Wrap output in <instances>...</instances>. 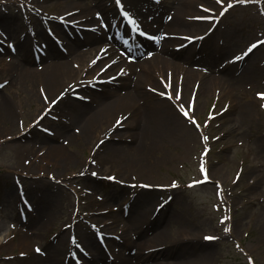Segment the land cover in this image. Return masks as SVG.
Instances as JSON below:
<instances>
[{
	"label": "rangeland",
	"instance_id": "obj_1",
	"mask_svg": "<svg viewBox=\"0 0 264 264\" xmlns=\"http://www.w3.org/2000/svg\"><path fill=\"white\" fill-rule=\"evenodd\" d=\"M67 1L0 0L1 47L9 52L20 40L28 39L23 34L27 29L44 30L43 24L37 22L36 25L24 10L18 11V4L28 2L35 6L44 5L47 9L56 2L65 6ZM73 1L81 6L95 5L93 0H90L91 4L88 0ZM176 1L163 0L161 5L168 12L175 7ZM213 1L217 4L216 0ZM228 2L224 0V5ZM233 3L234 6L223 16H217L221 20L222 36H218V48L211 52L212 57L203 64L211 69L212 72L207 71L211 77L198 80L199 85L193 82L191 94L184 100V110L196 121L194 125L191 119L183 116L193 134L185 139L166 138L151 150L147 146L143 151H149L141 163L148 165L149 170L141 176L136 173L133 161V150L140 144V138H128L130 134L124 139L112 137V133L105 130L109 125L99 128L95 136L88 139L72 136L68 140L65 135H77L73 129L60 137L65 132L60 130L61 124H69V119L62 120V108L67 104L88 108L91 99L99 95L96 92L105 80L98 84L94 82L93 86L85 83L69 86V95L51 98L54 104L59 105L53 109L54 112L49 114V106L36 119L39 108L29 101L26 88L4 80L8 64H22L20 59L16 53H9L5 63L0 61V85H3L0 96L6 97L14 108L10 119L16 128L12 136L0 138V227L3 229L0 264H90L91 260L93 264H120L123 259H138L139 255L143 258L138 264H153L154 261L145 259L153 249L144 251L132 244L126 245L125 240L138 243L143 236L153 235L152 226L141 231L146 224L139 230L126 227L129 217L134 219L135 216L134 210L129 214L133 202L149 195L152 196V205L146 209L148 216L145 221H156L161 217L157 225L161 228L171 218L169 226L172 230L190 227L196 230L191 237L171 239L167 248L163 244L158 245L157 250L166 248L165 253L169 254L158 262L264 264V98L258 95L264 93V61L258 62L257 72H244L247 62L228 63L230 53H223V48L234 47L240 54L251 43L264 40V0L246 4L233 0ZM203 6L200 4L199 9ZM217 7V13H220V4ZM47 11L44 13L48 14ZM212 14L213 11L209 12ZM215 19L212 18V22ZM25 20L29 21L28 24ZM62 21L61 27L79 29L71 22ZM216 22L211 23L204 34L208 35ZM15 24L17 26L11 32ZM19 27L22 29L18 30ZM21 31L22 39H19ZM43 32L61 47H68L72 42L60 28ZM97 42L85 47H92ZM115 52L122 56V51ZM198 52H195V58L204 60V53L196 54ZM263 56L260 53V59ZM112 80L114 77L106 82ZM161 84L164 87V82ZM26 85L44 105L40 96L41 84L29 80ZM141 88L142 94L154 91L150 83H144ZM103 130L105 135L100 134ZM205 136L207 140L203 139ZM50 146H57L66 155L51 159ZM115 146L123 148V152L108 155L105 171L104 168L99 170V159L104 157L107 148ZM19 147H22L21 151ZM201 165L206 169V181L200 171ZM93 172L97 175L93 176ZM194 181L201 182L189 187ZM39 201L53 203L54 206L47 231L36 236L33 234L35 225L42 222L41 211L36 209ZM35 214L38 216L33 221L31 216L35 217ZM111 214L117 216V221L110 217ZM90 221H108L112 227H104L99 236L97 230L92 231L89 227ZM23 232L30 236L32 247H22L24 241H20L19 236ZM206 236L214 239L206 240ZM61 237L66 239L67 248L58 243ZM87 240L90 242L88 247L85 246ZM94 240L100 247H105L95 249L100 256L92 248Z\"/></svg>",
	"mask_w": 264,
	"mask_h": 264
},
{
	"label": "bare ground",
	"instance_id": "obj_2",
	"mask_svg": "<svg viewBox=\"0 0 264 264\" xmlns=\"http://www.w3.org/2000/svg\"><path fill=\"white\" fill-rule=\"evenodd\" d=\"M93 1L95 3L93 6L77 5V2L73 0H68L65 6L61 2H56L47 7L49 11L44 5L35 6L28 2L18 4V11L24 10L27 17L36 21V25L38 23L43 24V31L46 29L55 31L60 28L72 42L68 47H59L56 44L58 42L48 38V36L46 37L43 31L27 29L23 34L28 39L20 40L16 47H12L13 49L9 52H6L8 49L0 45V61L5 63V57L9 53H16L22 63L8 64L9 68L4 80H9L10 84L26 88L29 101L35 104L36 108H39V113L35 117L37 119L40 117L39 114L49 106H51L49 114L54 112L53 109L59 106L57 103H53L54 99L61 94L62 98L69 95L71 93L69 86L78 83L93 86L94 82L98 84L100 80H109L114 77L111 82L99 86V91L96 92V95H99L94 96L95 99H91L87 105L88 108L71 104L62 108V120L69 119V124H61L60 130L63 129L65 132L60 137H63L67 130L73 129V132L77 131L75 133L77 135H65L68 140L72 136L88 139V137L95 136L99 128L109 125L105 130L107 133H112V137L124 139L130 134L128 138H140V144L137 149L133 150V161L135 162L136 173L141 176L149 170L148 165L141 163V160L146 156L145 153L160 146L159 142L166 138L182 137L185 139L188 135L193 134L191 127L188 126L179 110L181 107L184 108V100L191 94L190 85L202 80V78L211 77V73L207 72L211 69L203 64L209 57H212L211 52L218 48L216 46L218 36H222L220 34L221 20H217L219 7L213 0H177L175 7L167 12L165 7L161 5L160 1L163 0H159L160 3L157 0H122L125 10L132 15L141 28L147 30L149 35L153 37L147 43L143 39L134 38L131 31L125 34V22L120 21L115 15L116 11L111 5V0ZM88 4H91L90 0H88ZM200 4L205 5L203 8L211 9L213 14L209 15V12L203 11V8L200 10ZM220 8H222L221 5ZM45 11L48 14L44 13ZM200 12L205 14L199 15ZM213 15L217 19L212 22ZM61 19L73 23V27L76 26L79 29L64 27V25L61 27ZM216 20L217 24L211 33L204 35V31ZM25 22L28 24L29 21L25 20ZM105 24H109L110 27H102ZM16 26L17 24L11 28V32L15 30ZM205 26L207 27L205 28ZM17 29L21 30L22 27ZM21 35L22 31L19 33V39H22ZM185 37H203V39H194L192 45L186 48L178 47L179 43L181 46L189 41ZM93 41L98 42L92 47H85ZM111 42L115 47L110 44ZM114 42L120 46L124 45L125 51L134 54L133 57L136 58V61L130 62L126 55L123 57L118 55L115 52L118 51V46ZM198 50L199 52L196 54L204 53V60L195 58V52ZM223 53H230V58H232L238 55L239 51L234 50V47L233 49L228 47L223 48ZM260 53L264 55V45L253 49L248 56L241 59L248 63L247 67L243 68L244 72L248 70L258 71V62L264 61V56L260 59ZM190 58H193V62H190ZM213 60L215 61L214 58ZM213 68L215 69V66ZM159 78L162 79L159 81ZM29 80H36L37 83L41 84L42 95L40 96L44 105L37 100L36 94L28 89L26 83ZM162 82H164V87ZM179 82L181 83L179 84ZM144 83H150L154 88L151 94L141 93V85ZM197 85H199L198 82ZM124 89L125 92L121 93ZM157 92L162 94L159 95ZM176 92L180 93L179 100L167 98L168 96L174 97ZM197 94H201V92ZM49 99L51 100L45 105ZM140 101H143V104L140 105ZM197 104L196 101V109ZM13 111L15 110L7 102V98L0 96V138L7 135L12 136L13 131L16 130L10 119ZM47 115L48 113L44 115V118ZM105 130L100 134L105 135ZM118 130L122 132L119 133ZM147 146L150 148L144 152L143 150ZM118 147H109L105 150L104 157L99 159L97 166L99 170L106 166L108 155L113 156L123 152V148L119 149ZM49 148L51 149H49L51 159L66 155L57 146H50ZM18 150L21 151L22 147H19ZM132 205L133 208L130 209L129 214L134 210L135 216L134 219L129 217L126 221V227L139 230L138 228L146 224L141 231H147L152 226L151 230L153 229L154 232L149 237L143 236L138 243H133L126 238V245L132 244L133 247L137 246L144 251L153 249L152 252H148L145 259L154 261L153 264H168L158 261L168 257L169 254L165 251L168 250L166 248L171 239L191 237L196 231L195 227L174 228L172 230L169 226L171 218L167 220V225L165 224L161 228H157L161 217L156 221H145L148 216L146 209L152 205V196L150 195L137 198ZM53 206V203H37L36 209L41 211L42 222L35 225L33 234L36 236L47 231L48 224L51 222L50 215ZM37 216L38 214H35V217L31 216L32 220L35 221ZM110 217L117 221V216L111 214ZM90 222L92 224L89 227L92 231L97 230V235L102 232L104 227H112L108 221ZM144 228L147 230H143ZM2 232L3 229L0 227V235ZM19 240L24 241L22 247H32L31 238L25 232L19 236ZM114 242L117 241L114 240ZM58 243L65 248L68 247L66 239L63 237L59 239ZM93 244L94 250L100 247L95 240ZM160 244L166 246L164 251L157 250L156 247H159ZM88 245L90 242L87 240L85 246L88 247ZM95 252L100 256L97 250ZM138 252L141 253L140 249ZM142 258L143 256L139 255L138 259L137 257L134 260L130 259V261L123 259L120 264H138ZM90 264H93L92 260Z\"/></svg>",
	"mask_w": 264,
	"mask_h": 264
},
{
	"label": "snow or ice",
	"instance_id": "obj_3",
	"mask_svg": "<svg viewBox=\"0 0 264 264\" xmlns=\"http://www.w3.org/2000/svg\"><path fill=\"white\" fill-rule=\"evenodd\" d=\"M157 2H159V0H157ZM217 4H220L222 6V10L220 11L219 15L220 16H223L224 13L232 8L234 6V3H233V0H229V2L227 3V5L225 6L224 5V0H216ZM249 2H253V0H235V3H239V4H246V3H249ZM114 4H115V8H116V13L115 15H119L122 19L123 22H125V34H128L130 31H137L138 35H141V36H144L146 39H152L153 37L149 36L146 32H143L140 30V25L139 23L132 17V15L125 10L124 8V5L122 3V0H114ZM203 11L205 12H211L212 10L211 9H208V8H203ZM98 17H99V14H98ZM115 18V16H114ZM215 15H213V19H215ZM131 26V27H129ZM102 27H110L109 24H105V25H102ZM94 31V30H93ZM186 40H194V39H203V37H185ZM261 44H264V40H258L257 42L255 43H251L244 51H242L239 55H236L234 57H232V60L231 62H236V61H239L241 59H243L244 57L248 56L249 53H251L253 51V49L257 48L259 45ZM10 47H12L10 45ZM0 87H3V85H0ZM258 95L261 97V98H264V93H258ZM168 99H177L179 100L180 99V93L179 92H176L174 97L173 96H168L167 97ZM55 103V102H53ZM180 113L185 116L186 118H189L191 119V117L189 116V113L186 112L184 110L183 107L180 108ZM191 123L192 124H196V121L195 119H191ZM45 132H48L49 130L48 129H44ZM204 140H207L208 138L205 136L203 137ZM200 171H201V174L204 176V180L206 181L207 180V173H206V169L204 168L203 165H201V168H200ZM81 175H83V173H81ZM93 176H96L97 173L93 172L92 173ZM108 179H114V177H108ZM201 181H194L192 185H189V187H193L195 186V184H198L200 183ZM173 186H175L173 184ZM132 187H135V185H133ZM206 240H212L214 239V237H208L206 236L205 237ZM75 242V241H74ZM79 247V245H77ZM37 252L40 251L39 248L36 249Z\"/></svg>",
	"mask_w": 264,
	"mask_h": 264
}]
</instances>
